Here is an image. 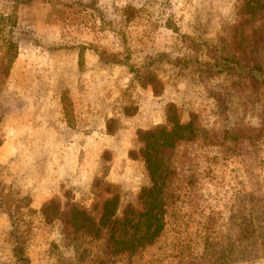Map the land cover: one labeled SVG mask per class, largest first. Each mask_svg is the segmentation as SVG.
I'll list each match as a JSON object with an SVG mask.
<instances>
[{
	"label": "rangeland",
	"instance_id": "obj_1",
	"mask_svg": "<svg viewBox=\"0 0 264 264\" xmlns=\"http://www.w3.org/2000/svg\"><path fill=\"white\" fill-rule=\"evenodd\" d=\"M239 3L0 0L16 47L9 74L0 76V264H264V86L203 68L214 64L230 37ZM252 35L257 38L259 28ZM258 57L264 66V44ZM87 88L91 96L108 92L120 116L108 129L118 140L135 135L131 151L141 146L139 128L165 125L171 107L181 124H191L172 147L152 155L168 176L164 229L134 254L107 257L104 239L71 235L62 222L41 215L51 200L63 210L88 209L112 191L120 206L135 203L150 180L131 151L129 164L114 167L107 151L98 175L78 191L66 171L62 190L40 208L39 201L33 205L32 181L45 173L47 153L60 150L52 143L59 130L41 128L57 114L39 109L58 103L71 109ZM36 90L45 94L38 101L31 95ZM5 123L26 126L22 138L8 134ZM6 137L14 151L4 150ZM28 146L41 159L35 164L23 155Z\"/></svg>",
	"mask_w": 264,
	"mask_h": 264
},
{
	"label": "trees",
	"instance_id": "obj_2",
	"mask_svg": "<svg viewBox=\"0 0 264 264\" xmlns=\"http://www.w3.org/2000/svg\"><path fill=\"white\" fill-rule=\"evenodd\" d=\"M237 15L238 21L225 46L217 51L214 64L203 65V68L209 74L227 73L238 82L246 79L262 87L264 66L258 57V49L264 44V0H242L237 6ZM8 20L0 17V76L4 77L9 74L16 51L15 43L6 31V26L12 27ZM258 28L259 35L253 38L252 33ZM168 111L165 125L137 132V141L141 146L138 151L129 153L132 159L143 161L150 180V186L141 189L135 203L120 206L119 196L114 191L100 204L88 209L76 204L63 210L59 203L51 200L41 209L45 220H59L71 235L104 239L103 254L107 257L134 254L154 243L164 229L163 194L168 176L152 155H156L160 148L172 147L175 135L191 128L190 122L181 124L178 121L172 107ZM17 261H23L21 252Z\"/></svg>",
	"mask_w": 264,
	"mask_h": 264
},
{
	"label": "crops",
	"instance_id": "obj_3",
	"mask_svg": "<svg viewBox=\"0 0 264 264\" xmlns=\"http://www.w3.org/2000/svg\"><path fill=\"white\" fill-rule=\"evenodd\" d=\"M37 78L39 77L37 76ZM51 82H54V80ZM88 83L92 85V82ZM83 92L87 95L84 96L82 93L83 99L77 101V104L75 103L73 108H71L72 111L69 107L62 106L59 103L57 105H44L43 109H39V111H53L54 114H57V117H53L50 121L42 122L43 125H41V128L43 127V129L47 130L48 127L52 126L54 127L53 130H59L58 132L53 131L57 137L52 143L57 146L56 149L60 150L57 151L55 155L52 149L47 153L45 157V173L35 176L32 181L30 193L34 198L33 205L39 201L35 204V208L37 209L48 201V199L52 197V194L62 190L65 184L63 176L66 178V171L69 172L67 176L71 178V181L68 182L70 184H75L76 190L78 191L82 186H89L95 178V175H98V170L101 169L103 165L102 156L107 153V151H112V155L114 156L113 162L111 163L113 167L122 160L125 161L126 165L129 164L127 154L131 151L129 149L134 148L136 136L119 138L118 140L114 134L110 133L108 122L117 118L119 119L120 116L118 112L116 113V110L112 109L109 105L108 92L94 90L92 91L93 96L89 94L91 92L90 88H87V90ZM20 93H22V91L19 89V96L21 95ZM35 93L36 101H38L42 95L45 96L40 90H36L31 93L33 98ZM29 103L33 105L31 98ZM33 107L34 106H32V108ZM11 121L15 123L16 119H11ZM72 122L74 123L72 124ZM121 122L123 129H125L127 120L123 118ZM25 127L21 126V129H18L16 127H11L9 123H5L4 130L8 129V134H12L13 136V133H9L11 132L9 130H12L14 132V137H16V133H18V136L22 138ZM148 128L149 127H140L139 129L148 130ZM43 137H41V141ZM37 138H35V140ZM28 139V144H30V142L31 144L34 143L31 137H28ZM126 140H129V142ZM127 144L129 147H125ZM2 145L8 146L4 150L8 151V148L11 146L14 151L13 141L8 137H6ZM23 150H25L23 155L29 156V159L34 161V164L38 160H41L32 147L28 146V149ZM21 153L22 152H20V154Z\"/></svg>",
	"mask_w": 264,
	"mask_h": 264
}]
</instances>
